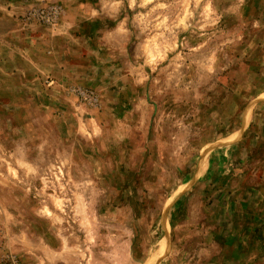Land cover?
Wrapping results in <instances>:
<instances>
[{
  "label": "rangeland",
  "instance_id": "obj_1",
  "mask_svg": "<svg viewBox=\"0 0 264 264\" xmlns=\"http://www.w3.org/2000/svg\"><path fill=\"white\" fill-rule=\"evenodd\" d=\"M263 124L264 0H0V264H264Z\"/></svg>",
  "mask_w": 264,
  "mask_h": 264
},
{
  "label": "crops",
  "instance_id": "obj_2",
  "mask_svg": "<svg viewBox=\"0 0 264 264\" xmlns=\"http://www.w3.org/2000/svg\"><path fill=\"white\" fill-rule=\"evenodd\" d=\"M61 33V31H60ZM69 33V31H68ZM75 39H79V35H75L74 36ZM38 43L37 44V47H39L40 45V42H36ZM72 49V48H71ZM50 50V49H49ZM51 52V51H50ZM41 58V57H40ZM83 59V56L81 54V51L80 49L74 51L72 49V51L69 49V53H63L61 52L60 54V58L57 60L55 58V56L53 55L52 58L50 59H45L43 58L42 61H45L46 63L45 64H40L41 60L39 59H35L34 62L33 60L31 59V61L33 62V64L36 66H41L42 68L46 69L47 71V75H50V74H54L58 77L57 79L59 78H63L65 79V75L67 76H71L72 74H74L77 70L79 72V64L81 62V60ZM61 73V74H59ZM65 74L64 76L61 77V75ZM80 78H78L77 80L79 81ZM248 126V125H247ZM247 126H244L245 129L247 128ZM244 127H240L241 129L234 132V133H229V137H233V139H235V141H232L228 144L225 145V149L222 150V154H220V157L218 156V162L222 160V165L224 167L223 169V173H229L231 174L233 171L232 169L236 170L237 168H240V164H241V161H243V156H244V153H240L239 152H236V149L241 146L242 147V144H243V140H244ZM263 128V131H262V135L260 136V141H261V144L259 146H261L262 148L264 147V124L262 126ZM243 139V140H242ZM245 150H247V146L245 148ZM214 158H209L208 160H212ZM216 160V158H215ZM248 188H251V190L254 192V191H259L260 193V197H261V200L264 201V191L261 189V188H264V185H261V186H252V187H248ZM254 207L252 208L254 211L252 212H246V208L245 206H247V204L244 205V203H238V209L243 212H246L247 214L250 215L251 219L250 221H248L246 223V221L244 220V224H246L240 231V234H243L244 232L246 233H249L248 229L250 227H253L254 225L256 226V222L257 219H262L264 220L263 216H264V209L262 206H258L257 207V203H253ZM244 214V213H243ZM247 214L246 216L244 217V219L246 218L247 219ZM245 215V214H244ZM250 222H253L252 224H249ZM248 228V229H246ZM244 230V231H242ZM257 233V232H255Z\"/></svg>",
  "mask_w": 264,
  "mask_h": 264
},
{
  "label": "built area",
  "instance_id": "obj_3",
  "mask_svg": "<svg viewBox=\"0 0 264 264\" xmlns=\"http://www.w3.org/2000/svg\"><path fill=\"white\" fill-rule=\"evenodd\" d=\"M56 12H58V9H56ZM77 92L81 98L88 100L91 104H94L97 101L96 95L93 91L78 89Z\"/></svg>",
  "mask_w": 264,
  "mask_h": 264
},
{
  "label": "bare ground",
  "instance_id": "obj_4",
  "mask_svg": "<svg viewBox=\"0 0 264 264\" xmlns=\"http://www.w3.org/2000/svg\"><path fill=\"white\" fill-rule=\"evenodd\" d=\"M154 256V255H153ZM153 263V262H152Z\"/></svg>",
  "mask_w": 264,
  "mask_h": 264
}]
</instances>
